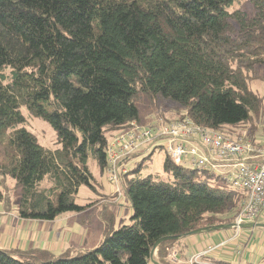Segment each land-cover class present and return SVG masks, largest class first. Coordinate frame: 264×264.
I'll list each match as a JSON object with an SVG mask.
<instances>
[{
  "label": "trees",
  "instance_id": "1",
  "mask_svg": "<svg viewBox=\"0 0 264 264\" xmlns=\"http://www.w3.org/2000/svg\"><path fill=\"white\" fill-rule=\"evenodd\" d=\"M248 1L252 15L234 8L242 0H0V203L9 178L21 219L84 211L76 197L82 186L95 190L89 162L107 176L108 140L131 121L187 117L239 138L229 129L264 113V95L250 88L264 83V0ZM140 95L175 107L144 121ZM23 109L50 125L58 148L38 143ZM152 153L120 175L128 224L114 229L108 213L101 242L75 254L0 246V264H148L154 250L156 264H171L168 249L191 231L234 223L244 189L167 155L166 179L141 176Z\"/></svg>",
  "mask_w": 264,
  "mask_h": 264
},
{
  "label": "built area",
  "instance_id": "2",
  "mask_svg": "<svg viewBox=\"0 0 264 264\" xmlns=\"http://www.w3.org/2000/svg\"><path fill=\"white\" fill-rule=\"evenodd\" d=\"M154 149H163L175 164L221 174L227 183L245 190L246 199L234 219V231L238 232L243 223L256 222L264 212V145L259 140L230 138L219 131L195 125L187 117L170 122L160 118L150 126L131 121L107 144L108 180L118 185L121 173L126 172V160ZM235 237L234 233L215 244H208L187 263L197 264L210 253L224 251ZM166 260L171 264L181 262L176 247L168 249Z\"/></svg>",
  "mask_w": 264,
  "mask_h": 264
},
{
  "label": "rangeland",
  "instance_id": "3",
  "mask_svg": "<svg viewBox=\"0 0 264 264\" xmlns=\"http://www.w3.org/2000/svg\"><path fill=\"white\" fill-rule=\"evenodd\" d=\"M234 8L242 9L246 11L249 15H252L254 12L248 0H242L241 4L234 5ZM250 88L256 91L260 96L264 95L263 82L257 79L253 80L250 84ZM149 100L150 99L148 97L143 95H140L137 99V106L140 112V116L144 119V121L149 120L148 117H152L150 116L151 112H156L160 108L166 111L167 109H172L173 107H175L174 104H172L171 102L162 99H156L154 103L153 101ZM151 103L154 104V107L153 105H150ZM23 114L26 120L24 127L36 136L38 143L41 146L49 150H54L55 148H58L55 132L47 122L42 119L31 116L25 109H23ZM229 131H233L237 135L239 134L240 137L244 139H249L250 137L255 136V138H257V140H259V142L264 145V113L262 115L260 114L259 118H257L256 116H252L251 120L248 123L243 124L234 129H229ZM113 136H110L111 138H109L108 142L111 141ZM165 155L166 154L163 149H154L151 155V159L146 161L143 167L141 168V176H145L147 174H155L160 178L166 179L167 174L163 170V161ZM140 161L141 157L134 158L133 161L128 164V169L134 168ZM89 167L96 179L95 190L91 191V189H89L88 187L82 186L80 187L78 195L76 197V202L78 204L88 205L86 209L80 213L62 214L56 217L53 222H50V224L40 220H25L21 219L18 216L17 212L20 197V189L13 180L7 178L5 181V187H3V193L9 201L8 204L4 202L0 203V231L3 232L6 236H8L7 238H10L11 243L19 245L17 244L19 242V239H21V244H24L25 242L30 240H32L34 244H37L35 243L36 241L33 240L35 239V236H37V232L41 236L52 228L54 230L56 228L66 229V231L71 232V236L72 232L77 231V233H79V236L77 237H81L79 239H81L82 241L85 240L82 245L83 247H81L83 250H92L93 248H95L103 238V230L105 225L104 220L105 216H107L108 213H112L113 215L115 213L114 216H116V218L114 223V229L119 228L123 224H128L130 222V215L120 216L117 215L115 211L116 206L121 204L127 206L128 204L122 188L121 181H118V185H114L113 183H111L104 173V175L99 174V169L97 168L96 164L92 161L89 162ZM127 208L130 209L129 206ZM72 217H74V221L77 220L78 222V224H76L74 228L70 226L72 224L71 221L69 222V224H67L66 221ZM8 228H10V230L12 229L15 233H9ZM241 229L242 227H240V230H238V232H236V229L234 231V229L232 228L227 230L222 229L224 231L229 232V236L233 235L234 233L237 235L235 239L233 238V240H230L225 250H227L230 244H232L230 246L231 248L229 249V251H233L234 253H240L238 246L241 240L243 241V233H241ZM253 229H255L254 235H259L264 232V226L255 227ZM79 231L81 232V234ZM74 235L75 234L73 233V236ZM81 235L84 236L82 237ZM85 236L86 238H84ZM65 240L66 239L58 240V236H56L54 239L50 240V243H53L52 247L61 248L66 245L67 241ZM81 242L73 243V248H79ZM13 247L16 248V246ZM32 247L36 248L38 246L34 245ZM61 252L62 251H59L55 254H60ZM75 252H78V250H75ZM263 254L264 250L262 253H259V260L257 262H253V264H261L260 260ZM148 264L155 263L152 260H149Z\"/></svg>",
  "mask_w": 264,
  "mask_h": 264
},
{
  "label": "crops",
  "instance_id": "4",
  "mask_svg": "<svg viewBox=\"0 0 264 264\" xmlns=\"http://www.w3.org/2000/svg\"><path fill=\"white\" fill-rule=\"evenodd\" d=\"M253 138H255V136ZM255 139H257V138H255ZM142 156L143 155L140 153V154H136L133 157L129 158L126 161V166H128V164L130 162H132L134 158L142 157ZM127 207H128V204H127V206L122 205V204L116 206L115 207L116 214L120 215V216H123V215L129 216L131 213V210L128 209ZM114 215H115V213H114ZM115 218H116V216H115ZM74 220H75L74 217H72L66 221H67V224H69V222L71 221L72 224L70 226L74 228V226L76 224H78L77 220L76 221H74ZM35 221H37V220H35ZM40 221H42V220H40ZM45 222L50 224V222H53V220L45 221ZM254 223H258V224L264 223V212L261 214V216ZM262 226H264V225H262ZM256 227H259V226H256ZM253 228H255V227H245V228L241 229V233H243V238H242L243 241L241 240V242L238 246L240 253L237 254V253H234L233 251H229V249L231 248L230 246L232 245V244H230V246L228 247L227 250L210 253L206 256L209 258H215V259H221L224 261H228L231 264H253V262H257L259 260V258H258L259 253H262L264 250V232L259 234V235H254L255 229H253ZM8 231H9V233H15L12 229L10 230V228H8ZM73 233L75 234L74 236H73ZM78 234L79 233H77V231L72 232V236H73L72 237L71 232L66 231V229L56 228L54 230L52 228V229L48 230V232L44 233L41 236L38 234V232H37V236L34 235L35 239H33V240L36 241L35 243H37V244H34L32 242V240L27 241L24 244H21L20 243L21 239H19V242L17 243L19 245H15V243L10 242V238H7L8 236H6L3 232L0 231V246L7 247V248H10V247L15 248L13 246H16V248H18V249H26V248H28V246L32 247V246L36 245L38 247L40 246V247L49 249L53 253L69 249L72 251L71 254H75V250L83 251V249L81 247H83L82 245H83V242L85 241L84 238H86V236H85L83 238L84 241H82L81 239H79L81 237H77V236H79ZM80 234H81V232H80ZM83 234H85V233H83ZM56 236H58V240L59 239H66L65 240V241H67L66 245L61 247V248L52 247L53 243H50V240L54 239ZM228 237H229V232L221 229V230H217L215 232H210V233L202 232L199 234L190 235V236L183 238L180 241L179 245L176 247L178 249V257L181 261L179 264H188L187 261L196 253H199L200 251H202L208 244H215V243L219 242L221 239H225ZM80 242H81V244L79 245L80 246L79 248H76V249L73 248L74 247L72 245L73 243H80ZM263 256H264V254H263ZM151 260L154 263L157 260L156 250L153 251V253L151 255ZM197 264H206V263L204 261H202V258H201L200 263H197Z\"/></svg>",
  "mask_w": 264,
  "mask_h": 264
},
{
  "label": "water",
  "instance_id": "5",
  "mask_svg": "<svg viewBox=\"0 0 264 264\" xmlns=\"http://www.w3.org/2000/svg\"><path fill=\"white\" fill-rule=\"evenodd\" d=\"M262 225H264V224L248 222V223L241 224L240 227L245 228V227H256V226H262ZM232 227H234V223L233 224H227V225H216V226H212V227H203V228H200V229L193 230L190 233H188L187 235L199 234V233H202V232H212V231H217V230H221V229H230ZM171 238L172 239H178L179 236L164 237V238L160 239L159 241H157L155 243L154 248L157 246V244L160 241H162L164 239H171Z\"/></svg>",
  "mask_w": 264,
  "mask_h": 264
}]
</instances>
